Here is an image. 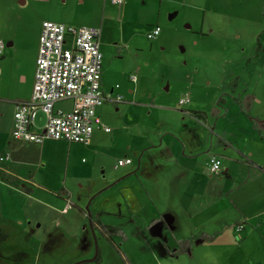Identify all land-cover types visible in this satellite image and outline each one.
<instances>
[{"label":"rangeland","instance_id":"1","mask_svg":"<svg viewBox=\"0 0 264 264\" xmlns=\"http://www.w3.org/2000/svg\"><path fill=\"white\" fill-rule=\"evenodd\" d=\"M20 1L0 0V18L8 25L6 34L0 32L4 51L9 41H15L18 55L24 57L21 45L33 41L45 21L98 28L104 91L117 87L112 98L120 97V101L100 108L102 124L110 132L94 129L88 146L46 140L39 149L15 152L18 167L20 159L42 153L53 160L55 169L35 176L20 172L24 182L34 180L43 190L26 193L2 190L0 185L3 263L196 264L211 257L221 264L237 263L233 255L238 254L230 250L241 246L235 237L231 247L227 237L211 245H196L198 239L190 227L195 225L183 215L175 225L161 220L146 230L145 221L155 219L151 218L154 208L146 201L150 199L139 203L143 210L133 211L127 191L120 189L123 185L113 188V184L137 166L136 153L146 139L154 141L155 134L165 129L172 134L182 129L179 113L166 109L185 114L197 107L205 113L207 124L192 120V127H185L195 132L203 151H209L206 158L195 161L205 181L215 183L220 178V173L213 176L208 171L212 156L221 167L243 170L235 166L230 145L247 151L248 156L252 151L253 160L264 166V142L254 140L259 135L264 138V0H124L121 6L104 0H22L25 5ZM157 25L161 33L151 41L147 34ZM109 42L116 45L105 53ZM30 56L25 58L30 61ZM185 98L190 102L179 108ZM68 102L55 108L69 110ZM44 116L37 114L34 131L43 129ZM155 141L159 145L160 139ZM9 152L0 154L10 156L2 161L5 165L13 161ZM124 157L132 165L117 169V161ZM154 158L155 152H148L144 161L149 164ZM48 191L59 193L60 198ZM152 198L159 204L155 189ZM97 222L114 232L110 242ZM204 226L215 227L212 222ZM188 237L192 252L179 256L174 239Z\"/></svg>","mask_w":264,"mask_h":264},{"label":"crops","instance_id":"2","mask_svg":"<svg viewBox=\"0 0 264 264\" xmlns=\"http://www.w3.org/2000/svg\"><path fill=\"white\" fill-rule=\"evenodd\" d=\"M104 2L111 6H117L110 4L106 0ZM20 4L25 5V2L21 0ZM6 14L7 12H4V15ZM41 26L38 36L33 41H25L22 45L19 43L24 57L18 55L15 41H9L5 51L3 44L0 52V154L9 151L13 154L12 163L5 165L0 161V185H4L2 190L5 187L21 190L26 193H30L32 189L43 190L45 189L43 185L34 180L31 183L28 181L24 182L21 178L25 179V177L20 172L35 176L42 170L55 169L53 160L43 157L42 153L36 157L29 155L26 159H20L21 165L18 167L16 165L17 160L15 154L17 150L29 147L39 149V146L46 140L42 144H34L16 141L12 138L15 104L30 100L32 94ZM7 27V21L4 18H0V32L2 31L6 34ZM157 38L151 41H155ZM115 45V43L111 42L105 44V53L107 49L112 51ZM99 48L101 52V40H99ZM28 53H31L30 61L28 58H25ZM28 63H30V67H27ZM102 70L103 58L101 66V89L104 91ZM116 89L117 87L110 92L113 94ZM255 99L260 103L258 98ZM60 103L64 104L66 102ZM68 103H70L69 109H71L72 102ZM105 103L116 102L106 101ZM198 103L201 104V101H198ZM100 108L97 109L96 114L101 123H103ZM196 109L197 107L187 109L184 111L186 112L185 114H181V112H177L174 109L164 110L179 113V118L182 124H184L182 129L176 131L174 134L167 131L168 129L157 132L154 139H160L159 145H155L156 141H152V137L146 139L139 146L138 152L136 153L138 157L137 166L128 170L125 176L117 179L113 184V188H119L123 185L120 189L127 191L124 194L127 193V198L131 200V208L133 211L143 210L145 208L144 205L140 206L139 203H143L144 201L142 200L146 197L150 199V201H146L154 208L155 213L151 218L155 219L153 221L151 219L145 221L146 230L150 231L155 223L161 220L165 223L167 222L166 224L170 222L175 225L179 221V216L183 215V217L187 218V223H193L195 225L190 227L193 229L194 234L192 235L195 236L196 240L198 239L196 245H211L217 239L227 237L228 240L226 241L229 242L227 245L231 247L232 240H235L233 237H235L241 245L230 249L238 254V256L233 255V258H235L233 261H237L235 264H264V166L259 161L255 162L253 160L254 153L252 151L248 156L247 151L243 152L241 149L230 145L228 150L231 153L230 156L233 158V161H235V166L243 170L221 167L219 171L220 178L215 183L213 181L211 182V180L205 181L200 178L195 161L200 157L206 158L209 151H203L204 147L199 146L196 142L197 135L195 132L185 128L188 125L192 127V120H195L197 123L202 122L207 124L205 113L202 110ZM191 112L199 113L202 119L200 120L198 117L191 115ZM37 114L43 113L39 111ZM32 131H34L33 128ZM34 132L40 133L42 129ZM247 135L252 136L251 134ZM254 140L264 142V138L260 135L257 140L256 138ZM163 144H166L169 149ZM148 152H155V158L149 164L144 161L148 157ZM201 152L203 155H200ZM254 170L257 171V175L253 174ZM141 173L144 176L143 180ZM222 175L223 177H221ZM124 177L127 179H124ZM131 179L136 180L135 184H125L127 181H131ZM22 183H25V186ZM154 189L157 192L159 204H156V199L152 198ZM48 192L54 194L56 198H60L58 197L59 193ZM94 198L95 196L92 200ZM125 207L128 209L126 205ZM206 222H212L215 227L211 229L207 226L206 228L204 226ZM239 225L243 226L240 230L237 229ZM166 230H168L167 227ZM168 233L170 234V231ZM152 241L151 239L150 242ZM174 242L175 244L177 243V248L180 242L186 243L192 252L189 237L174 239ZM169 254L170 252L167 253V255ZM177 254L182 256L188 253ZM178 255L175 256L179 257ZM196 264L221 263L214 257H211L204 258L196 262Z\"/></svg>","mask_w":264,"mask_h":264},{"label":"built area","instance_id":"3","mask_svg":"<svg viewBox=\"0 0 264 264\" xmlns=\"http://www.w3.org/2000/svg\"><path fill=\"white\" fill-rule=\"evenodd\" d=\"M121 6L124 0H106ZM159 26L148 34L149 40L160 35ZM101 30L89 26H71L53 21H45L41 26L34 85L30 100L17 102L13 114L12 138L16 141L42 144L44 140L65 141L88 145L94 129L109 133L96 111L106 101L119 102L112 98V92L101 89L102 53L99 48ZM3 43L0 42V52ZM135 81V78H132ZM72 102L69 110L55 108L60 102ZM190 102L181 99L182 107ZM45 115L42 132L32 131L38 112ZM10 156L0 157V161ZM129 158L117 161L116 168L129 166ZM218 165V166H217ZM220 160L212 156L208 171L219 173ZM243 226L239 225L238 230Z\"/></svg>","mask_w":264,"mask_h":264},{"label":"flooded vegetation","instance_id":"4","mask_svg":"<svg viewBox=\"0 0 264 264\" xmlns=\"http://www.w3.org/2000/svg\"><path fill=\"white\" fill-rule=\"evenodd\" d=\"M264 33V32H263ZM262 33V34H263ZM261 34V35H262ZM261 35H260V37H261ZM100 36H101V34H100ZM99 40H100V38H99ZM98 195V194H97ZM69 207V206H68ZM100 224H102V223H100ZM102 226L103 227H98L99 228V230L102 232V235H103V237L106 239V240H108L109 242H110V240H111V236L114 234V232H111L110 230H108L107 228H106V226H104L103 224H102ZM118 233V235L119 236H121V237H123V239H126V237H125V235H124V233L122 232V231H118L117 232ZM125 261L126 262H128V260H127V258L125 257ZM0 264H6V263H3V261L0 259Z\"/></svg>","mask_w":264,"mask_h":264},{"label":"trees","instance_id":"5","mask_svg":"<svg viewBox=\"0 0 264 264\" xmlns=\"http://www.w3.org/2000/svg\"><path fill=\"white\" fill-rule=\"evenodd\" d=\"M111 4V3H110ZM71 26H73V25H71ZM158 26V25H157ZM156 27V26H155ZM161 29V28H160ZM150 32V31H149ZM148 32V33H149ZM161 33V32H160ZM260 37V36H259ZM181 108V107H180ZM191 115H193V116H195V117H198L200 120L202 119V116L199 114V113H197V112H191ZM204 124V123H203ZM9 179V178H8ZM7 179V180H8ZM96 225L98 226V227H103L102 226V224H100L99 222H97L96 223ZM189 252H190V250H189V247H188V245L186 244V243H184V242H180L179 243V245H178V248H177V253H180V254H186V253H188L189 254Z\"/></svg>","mask_w":264,"mask_h":264},{"label":"water","instance_id":"6","mask_svg":"<svg viewBox=\"0 0 264 264\" xmlns=\"http://www.w3.org/2000/svg\"><path fill=\"white\" fill-rule=\"evenodd\" d=\"M172 17H174V16H172Z\"/></svg>","mask_w":264,"mask_h":264},{"label":"clouds","instance_id":"7","mask_svg":"<svg viewBox=\"0 0 264 264\" xmlns=\"http://www.w3.org/2000/svg\"><path fill=\"white\" fill-rule=\"evenodd\" d=\"M218 166V165H217Z\"/></svg>","mask_w":264,"mask_h":264}]
</instances>
